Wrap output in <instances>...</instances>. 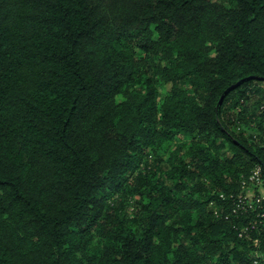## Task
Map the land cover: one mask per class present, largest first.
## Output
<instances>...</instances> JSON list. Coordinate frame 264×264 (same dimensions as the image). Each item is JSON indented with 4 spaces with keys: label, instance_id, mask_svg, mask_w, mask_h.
<instances>
[{
    "label": "trees",
    "instance_id": "trees-1",
    "mask_svg": "<svg viewBox=\"0 0 264 264\" xmlns=\"http://www.w3.org/2000/svg\"><path fill=\"white\" fill-rule=\"evenodd\" d=\"M258 84L264 0H0V264H264L230 197L264 176Z\"/></svg>",
    "mask_w": 264,
    "mask_h": 264
},
{
    "label": "rangeland",
    "instance_id": "rangeland-1",
    "mask_svg": "<svg viewBox=\"0 0 264 264\" xmlns=\"http://www.w3.org/2000/svg\"><path fill=\"white\" fill-rule=\"evenodd\" d=\"M255 87L260 88L262 90L264 89L263 84H258ZM164 89L167 90L168 86H165ZM260 97H261L260 92L256 95H251V97H249V99L246 100V102L243 101L242 104L243 105L245 104L247 106L246 110H250L254 107V105L260 99ZM240 108L241 107L238 105L234 109H231L230 112L238 111ZM258 138H262V136L260 135ZM258 142H260V140ZM194 143L198 144L197 137L194 139H191L189 137L182 138V137H179L178 135H175L173 138L169 140H164V141H159L157 139H151L145 144L140 145L138 148L137 152L141 156V160H142L140 164V168L144 167L145 161H147L149 163L148 168L149 167L151 168L148 170L154 171L156 170L155 168H158L159 166V163L156 162L155 160H157L158 158L167 159L168 156H170L172 153L180 156L181 158H186V155H187L186 152L188 151L190 146ZM153 162H154V165H150ZM253 169L254 168H252L249 174L247 175L248 177L251 175V172ZM245 170L247 171L248 169H245ZM149 173L150 172H147V174ZM159 175L163 177L164 173L156 174V176H159ZM193 175L197 179L200 178L198 173H193ZM156 176H154L152 181H156V178H157ZM248 177L242 180L241 182L242 186L245 183L244 181H248ZM247 186H248L247 188L243 187V190L239 191L238 193L245 195L248 200L254 197L253 194L256 193L257 190L260 192V194H264V189L260 188L259 185L251 181L248 183ZM244 193H247V194H244ZM231 195L233 196V194ZM113 196H114L113 198H115L116 200H120L121 205L119 204V206H120V210L122 213L126 215H132L134 213L136 206L138 205V200H139L138 195L135 194L133 196H129V194H127L125 190V191L116 193ZM175 231L176 230L174 228V230L171 231V234H174ZM104 240H105V236L102 231L93 230L91 232L90 242L93 247L100 245L101 242H103Z\"/></svg>",
    "mask_w": 264,
    "mask_h": 264
},
{
    "label": "built area",
    "instance_id": "built-area-1",
    "mask_svg": "<svg viewBox=\"0 0 264 264\" xmlns=\"http://www.w3.org/2000/svg\"><path fill=\"white\" fill-rule=\"evenodd\" d=\"M264 106L262 105L260 109H262ZM248 181L253 182L260 186V188L264 189V176L262 174V170L260 166H256L252 172L251 175L248 177ZM248 181H244L243 187L247 188ZM247 194V193H244ZM254 197L252 199H247V197L241 193L232 196L230 195L232 199V208L231 211L233 213H243L248 212L250 210H256V218L251 220L248 224L240 227L238 235L240 237H245L248 235V232L251 229H254L256 225L260 224L264 220V194H260V192L257 190L256 193L253 194ZM222 196V195H221Z\"/></svg>",
    "mask_w": 264,
    "mask_h": 264
},
{
    "label": "water",
    "instance_id": "water-1",
    "mask_svg": "<svg viewBox=\"0 0 264 264\" xmlns=\"http://www.w3.org/2000/svg\"><path fill=\"white\" fill-rule=\"evenodd\" d=\"M222 96L220 97V100H221Z\"/></svg>",
    "mask_w": 264,
    "mask_h": 264
}]
</instances>
